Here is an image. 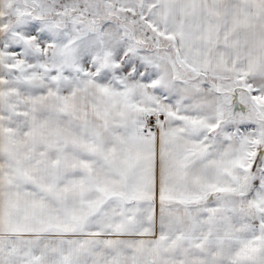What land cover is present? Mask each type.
<instances>
[{
  "label": "snow or ice",
  "instance_id": "snow-or-ice-1",
  "mask_svg": "<svg viewBox=\"0 0 264 264\" xmlns=\"http://www.w3.org/2000/svg\"><path fill=\"white\" fill-rule=\"evenodd\" d=\"M0 264H264V0H0Z\"/></svg>",
  "mask_w": 264,
  "mask_h": 264
}]
</instances>
